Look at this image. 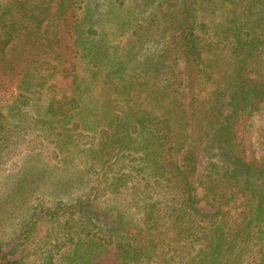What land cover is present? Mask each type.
Segmentation results:
<instances>
[{
  "label": "trees",
  "instance_id": "16d2710c",
  "mask_svg": "<svg viewBox=\"0 0 264 264\" xmlns=\"http://www.w3.org/2000/svg\"><path fill=\"white\" fill-rule=\"evenodd\" d=\"M56 1L0 0V264H264V0Z\"/></svg>",
  "mask_w": 264,
  "mask_h": 264
},
{
  "label": "rangeland",
  "instance_id": "374dc122",
  "mask_svg": "<svg viewBox=\"0 0 264 264\" xmlns=\"http://www.w3.org/2000/svg\"><path fill=\"white\" fill-rule=\"evenodd\" d=\"M57 2L55 0V3L53 4L54 9L57 8ZM255 122L257 127L259 126L261 129H263L264 131V114L260 115L258 114L255 118ZM37 133V132H36ZM264 140V139H263ZM261 140V142L263 141ZM44 148L42 149V151L39 153L38 157H34L32 154L28 155L27 157H22L20 160V164L22 166H25L28 169H31L33 171H36L35 173L37 174H45L48 178L47 182H46V187L43 186V190L44 193H46L48 191V188L51 187L52 184H54L59 178L64 177L67 175V169L65 170H58L59 166L57 164H53V163H49V160L47 159L48 157L44 154H47V150L51 147V145L49 144H44ZM44 153V154H43ZM47 157V158H46ZM76 166V165H75ZM204 162L201 163L200 165V170H199V174L201 175L203 173V169H204ZM78 166H76V168L71 169L70 173H73L76 171V169ZM35 168V169H33ZM6 171H0V196H2L0 198V202H3L6 200V197H8L7 195V186H6ZM56 177H58V179L56 181H54L52 184H49V182L53 181L56 179ZM199 196L202 198L204 195V192L202 189H199ZM201 207L206 210V211H211L212 207L204 200L202 199V201L200 202ZM22 208H14L12 204H7L6 206V210H4V208L0 209V224H2L1 226L6 227V216L11 215L13 212L17 211L19 212ZM7 214V215H6Z\"/></svg>",
  "mask_w": 264,
  "mask_h": 264
}]
</instances>
